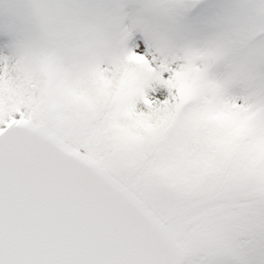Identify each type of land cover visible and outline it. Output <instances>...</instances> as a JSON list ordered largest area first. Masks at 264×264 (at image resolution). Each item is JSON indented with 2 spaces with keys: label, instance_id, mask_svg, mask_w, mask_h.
<instances>
[{
  "label": "snow or ice",
  "instance_id": "1",
  "mask_svg": "<svg viewBox=\"0 0 264 264\" xmlns=\"http://www.w3.org/2000/svg\"><path fill=\"white\" fill-rule=\"evenodd\" d=\"M0 264H264V0H0Z\"/></svg>",
  "mask_w": 264,
  "mask_h": 264
}]
</instances>
